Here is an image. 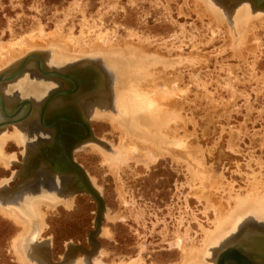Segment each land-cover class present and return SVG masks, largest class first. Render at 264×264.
Here are the masks:
<instances>
[{"label": "rangeland", "instance_id": "rangeland-1", "mask_svg": "<svg viewBox=\"0 0 264 264\" xmlns=\"http://www.w3.org/2000/svg\"><path fill=\"white\" fill-rule=\"evenodd\" d=\"M214 2L227 10H233L245 0L240 3H230L228 0ZM201 10L203 8L197 0H0V54L3 55H0V61L4 56L11 55L8 52H16L17 55L12 53L13 61L8 62L10 64H6L7 67H3L0 73L14 67L31 53L40 54L45 68L50 71L63 73L89 66L101 75L98 65L105 70L106 66L98 58L86 57L58 66L53 63L50 65L52 53L49 50L34 49L21 57L19 55L22 49L27 48L25 44L34 39H38V42L41 41L45 48L49 49L50 46L55 47L53 45L58 37L60 40L69 41L68 44L70 43L72 48L77 47L74 55L98 44L102 52H112L113 56L114 52L121 50V56L128 58L127 60L132 57L129 59L126 51L135 49L141 50L142 55L150 62L154 60L156 63L155 59H160L168 64L166 66L162 62L158 67H150L155 74L147 79H158L156 82L151 80L152 84L156 83L153 87L155 89L144 79L149 86L146 81L144 85H147V90L150 87L149 92L152 91L153 94L159 90L157 92L162 96L160 90L164 91L168 87L166 92L171 91L173 95L166 93L167 95L162 97H171L169 106L180 116L179 120L176 119L177 127L172 124L174 132L169 135L171 139L168 136L167 142H160L161 150L157 146L156 151L154 149V153H151L153 159L157 158L153 164L148 165L140 161L142 155L140 157V154H137L138 158L122 163L119 170L113 173L103 165L100 156L90 150V146L86 145L84 149L80 145L73 151L74 161L86 172L92 186L101 196L104 213L94 239L97 255H93L88 262L82 253L77 252L74 258L65 264H120L138 258L144 264H180V247L190 248L194 243L193 246L199 249L203 246L202 229L212 231L211 223L216 217L213 210L207 207L212 206L213 201L217 204H214L216 207L220 205L224 212L229 214L228 210L234 208L233 202H230L231 196L242 198L247 195L245 192L255 189L250 185H264V22L254 21L251 29L252 40L247 42V49L237 47L233 52L230 50L232 41L226 25L211 19L209 14ZM55 32L60 36L57 37ZM107 43L110 46H107ZM172 63L179 65L174 67ZM169 64L175 70L171 67L169 69ZM28 67L30 68L16 81L1 87L7 109L13 100L29 99L36 104L42 96L30 92L43 87L46 93L55 87L56 83L40 77L35 66L29 64ZM104 72L105 77L101 75L103 85L97 88V95L91 96L93 99L88 101L89 106L99 105V100L105 96L115 102L111 89L114 80L109 71ZM85 117L94 139L102 141L106 148L115 150L121 142L120 131L115 132L105 120L87 115ZM35 126L32 124L25 129L29 138H26L25 133L22 134L25 144L8 139L2 148L6 155L14 157V161L7 169L0 166V186L7 185L16 195L19 192L14 200L12 199V202L16 203H11L12 208L16 210L18 207L24 210V204L34 199L37 201L40 199L36 198L37 196L46 195L43 192L45 177L40 176L42 182L38 183L37 178L39 180L38 176L42 174L38 173L36 176L34 172L37 170H34L31 176L22 175L24 183H29V186L24 185L22 189L18 187L23 183L16 178V174L21 170L20 166L24 164L26 139L34 140L33 135L29 133L47 131L40 125L39 130H33ZM14 128L21 130L23 126L8 125L3 131L11 136L14 134ZM172 136L177 142L173 141ZM141 139L145 143L147 137ZM28 143L31 144V141ZM139 145L137 142V148L141 150L138 149V152L147 156L148 145L142 144V149ZM204 170L207 172H203ZM202 175L207 176L206 179L203 180ZM252 177L255 179L252 180ZM199 182H204L203 186L200 187ZM210 182L213 187L209 185ZM204 186L208 187L209 193L204 192L207 190ZM2 189L0 187L1 201L9 208L6 203L11 202V193L4 194ZM257 190L259 191V188ZM203 192L208 196L205 199L210 201L212 199L209 198H214L209 206L204 203L206 201L202 197ZM61 194L66 201L71 202L68 209L59 204L50 206L47 210V206L41 204L42 221L37 220L35 216L31 218L30 223L33 225L28 235L30 238H27V252L32 259L38 257L41 264H47L46 261H50V264L60 263L69 244L84 250L90 249L89 235L95 230L96 202L88 194ZM31 198L33 200L28 201ZM34 204L36 206L35 202ZM204 207L206 213H203ZM225 213L222 214L228 216ZM6 218L0 214V264H20L21 255L16 254L13 240L24 230ZM249 221H254L250 224L253 228L257 225H260V229L264 227L257 224L264 221L256 216L242 220L236 232ZM256 232L263 231L257 229ZM228 239L223 240L220 246L212 248L210 254L214 256L216 251L223 250ZM34 241L40 245H31ZM180 242L184 243V246ZM178 245L180 246L177 247ZM28 253L23 251L24 258ZM46 255L49 259L45 258Z\"/></svg>", "mask_w": 264, "mask_h": 264}, {"label": "bare ground", "instance_id": "bare-ground-1", "mask_svg": "<svg viewBox=\"0 0 264 264\" xmlns=\"http://www.w3.org/2000/svg\"><path fill=\"white\" fill-rule=\"evenodd\" d=\"M197 1L199 2L201 8H203V10H201L203 13L205 12L206 14H209V17L211 19L213 18L218 23L226 25L225 27L227 29L228 36L230 38V41H232V43L230 42V44H231L230 48L231 49L230 48L229 49L232 50L233 52L238 49L237 47H241V48L247 49L246 48L247 44H248L247 42H250V40H252L251 29L253 28L252 25H253L254 21L264 22V10L259 9L260 11H253L252 8H254L255 10H258V9H256L254 7V5L249 0H245L244 3L239 4V6H237L233 10L225 9L224 7H222V6L218 5L217 3H215L214 0H197ZM241 1L242 0H238V1H235V3H240ZM248 2L251 4V6H250V4ZM192 4H193V1H192ZM195 6H197V5H195ZM206 14H204V15H206ZM217 22H216V24H217ZM210 24H211V21H210ZM220 26L222 27V25H220ZM55 34H57V33L55 32ZM56 36L58 37L60 35L57 34ZM228 36H227V38H228ZM58 38L59 39L55 41L56 42L55 45H53L55 47H51V46L49 47L48 46L49 49L45 48L46 46L41 41L38 42L37 41L38 39H34V41H30L31 39L28 38V40L30 42H28V44H25V45H27L26 46L27 48L22 49V52L19 55L21 57V55L23 56V55H25V53H29L30 50L34 51V49L35 50H37V49L38 50H49L52 53L51 61H49L50 65L52 63L55 64V65H58V64L68 63V62H71L73 60H77L78 61V59H84L86 57H88V58L89 57L98 58L107 67V68L105 67V70L107 72L109 71V73L111 74L110 76L114 80L113 85L111 86V89L114 92V97H115L114 101L115 102H113L108 96H105V97H102L99 100L100 101L99 105H96V106H94V105L93 106H89L88 105L86 108H87L88 116L96 117V119L105 120L106 123H108L110 125V127L113 130H115V132L116 131H118V132L120 131L121 142L118 144V147L115 148V150L113 148H112L113 150L109 149V148H106V145L104 143H102V141H100V140H99L100 142H98L96 140L90 141L91 139L85 140L81 144L82 145L81 147H84L86 145L88 147L90 146V150H92L94 152V154L97 153L98 156H100V158L102 159L103 165L106 166L110 171H113V173H116L117 170H119V167L122 165V163H125L127 161L129 162L130 160L138 158V157H136L137 154H140V157L142 155V157L139 158L140 161H143L144 163H146L148 165H149V163L154 162L155 159H157V158L154 157V159H153L151 153H154V149L156 151V149L158 147L161 150L162 144L160 142H162V141L163 142L164 141L167 142V137L170 134L172 135V132H174L172 127L175 125V123L179 120L178 118L180 117L176 113V111L174 112L169 106V104L172 101L171 97L170 98H165V97L163 98L162 97L164 95L166 96L167 95L166 93H168V94L171 93V91L166 92L168 87L165 88L164 91L160 87V89H162V91L160 90V92H162L161 94H163L162 96L160 95V93H158L159 90H156V91L153 90L154 94L152 93V91L149 92V89H151L150 88L151 85H152V88L155 87V85H156V83H155L156 81L155 80H158V79H155V80L151 79V80L155 81L154 82L155 85L152 84L153 81H151V80L148 81V79H149L148 77H153L154 74H155L150 67H152L154 65H156V67H158L157 66L158 64H161L163 62V65H164L166 62L161 61L160 59H155L157 61L156 63H155L154 60H152L150 62L148 58H145V55H142L143 52L141 50L137 51L135 49L126 51L128 53L127 57L129 56V59H130V57H132L131 60H127L128 59L127 57H126L127 59H125L123 56H121V54H122V52H120L121 50L118 51V52H114L115 56H113L112 52H102L100 50V47H99L98 44L93 45L91 48H88L89 46L86 47L87 46L86 45L85 48H88V49L82 50V51H80V54H75L74 55V53H75L74 50L77 49L76 44H75V47H76V49H75V48H72L70 43L68 44L69 41L67 42L66 40H64L65 41L64 42L63 40H60L61 39L60 37H58ZM64 38H66V37H64ZM26 39L27 38H25V41H26ZM48 39H50V38H48ZM59 40L62 41V42L60 43ZM95 42H96V40H95ZM108 45L109 44L107 43V46ZM10 48H11V46H10ZM18 48H20V47H18ZM115 50L117 51V47L115 48ZM1 53H3V52H1ZM12 53L8 52V54H11V55L10 56L9 55L8 56H4L1 59V61H0V72L4 69L3 67H5V68L7 67L5 65L8 64V62H10L12 60L14 55H16L15 54L16 52L13 53L14 55ZM31 54L40 55L38 53H31ZM232 54H234V53H232ZM0 55H2V54H0ZM123 55H125V54H123ZM2 56H0V57H2ZM28 56H26V57H28ZM139 56H144V57H139ZM26 57H24L23 59H25ZM117 58H120V59L117 60ZM178 58L180 59V57H178ZM16 59H17V57H16ZM165 61H166V59H165ZM189 62H191V61H189ZM29 64H31L32 67H33L34 62L32 60L29 61V63L27 64V67H28ZM179 64H182V62L181 63L179 62ZM179 64H174L173 65V63H172V66L175 67V65L178 66ZM165 65L168 66V64H165ZM15 66L16 65H14V67ZM172 66H170V64H169V69L171 67V69L173 68V70H175L174 67H172ZM96 67H98V66H96ZM11 68H13V67H11ZM178 68H180V66ZM162 69L164 70V68H162ZM99 70L101 71V75L105 77V73L106 72H104L105 70L100 65H99ZM25 71H27V70H24V72L21 73L18 78H20L25 73ZM169 72H171V71H169ZM0 74H2V73H0ZM167 74H168V72H167ZM174 77H175V75H174ZM144 79H146L148 82L151 83L150 87L148 88V90H147V87H146L147 85H144L145 84L144 82L146 81ZM16 80H14V81H16ZM14 81L9 82V84L13 83ZM46 81H52L53 83H55V81L52 80V79H47ZM157 83H159V82L157 81ZM176 83L177 82H175V84ZM2 86H3V84L0 85V93H1V96H2L3 100L5 101V98L3 97V94H2V91H1V87ZM39 86H41V85H39ZM148 86H149V83H148ZM159 86H160V84H159ZM162 86H164V85H162ZM176 88H177V86H176ZM153 89H155V88H153ZM43 90L44 89L42 87V89L39 88L38 90L30 92V93L31 94L38 93L40 95V94H43V92H44ZM156 92L158 93L159 96L155 95ZM171 94H169V95H171ZM176 95H178V94H176ZM176 95L174 96L175 98L177 97ZM178 96H180V95H178ZM59 99H60L59 97L52 99L53 107H54V104H56V102H64V100H59ZM52 102H50V103H52ZM84 102H85V100H84ZM84 102H83V104H84ZM175 103H176V101H175ZM173 104H174V102H173ZM38 109H39L38 106L36 107V110H35V106H33V109H32V111L29 114L30 116H27L24 122H22L20 124H13L11 126H19V127H21L22 124L26 123L27 120L31 116L32 117L34 116L33 115L34 111H35V114L37 115V112H38L37 110ZM82 112H83V110H82ZM35 119L33 121H35ZM176 119H178V120H176ZM0 120H1V118H0ZM172 124H174V125L172 126ZM175 127H177V126L175 125ZM178 127H180V126H178ZM5 128L6 127L0 128V166L7 169L13 163L14 157L10 156V155H6V153L3 152V150H2V148L4 147L3 145L6 143V141L8 139H11V141L14 140V141L18 142L19 144H25V141H24V135H22L23 134L22 130H20L18 128H16V129L14 128L15 129L14 130V134H12L10 136V135L7 134L6 131H3V130H5ZM178 130H176V131L178 132ZM50 131H52V130H49L48 132L50 133ZM141 133L144 136L143 135L141 136ZM175 135H177L176 132H175ZM144 137H147V139H146L147 142L144 141L146 144L143 143V139H141V138H144ZM175 138H176V136H175ZM170 139H171V137H170ZM124 140H126L125 143H124ZM122 141H123V143H122ZM173 141L177 142L176 140H174V137H173ZM137 142L140 144L139 147L142 146V144H144V146L148 145V148H147L148 154H147V156H144L143 154L138 152L139 148H137ZM169 144H171V143H169ZM155 147H157V148H155ZM85 148L86 147H84V149ZM27 149H28V145H26V150ZM76 149H77V147H76ZM92 151H90V152H92ZM119 152H121V153H119ZM164 152H162V153H164ZM162 156L163 155H161V157ZM25 157H26V155H25ZM205 171L206 170H204L203 172H205ZM206 175H208V173ZM196 177H197V175H196ZM201 177L204 180V178L207 177V176H205V175L203 176L202 175ZM253 177H254V175H253ZM253 177L251 178L252 180L255 179ZM255 177H256V175H255ZM51 179H52L51 180V185L49 187L47 185H46L47 187H44V191L43 192L46 195L37 196L36 198H40L37 201H36V199L33 200V198L28 200V201H31V200H33V201H31L30 203L24 204L23 205L24 206L23 207L24 210H22V208H19V207L17 208L18 211L16 209H13L12 208L13 206H12L11 203H16V202H14V201L12 202V200H11V202L6 203L7 205H9V208H8V206L3 205L2 201H1V198H0V214L3 215L4 217H7V218L11 219L15 223L16 226L18 225V226H20V228L22 227L23 230H24V232L20 236L18 235L19 237H16L13 240V244H14L13 247H14V249L16 251V254H18V255L20 254L21 257H22V259L20 257V260H21L20 264H41L40 263L41 260L38 257H37V259L36 258L32 259V258H30L31 257L30 254L27 252L28 251L27 246H29V243L27 242L28 241L27 238L29 237L28 235L31 233V225H33L30 222L32 221L34 216L36 217L37 220L38 219H40V220L43 219V215H42V213L40 211L41 204H44L45 207L47 206L46 209L48 207H50V206L51 207L58 206L59 204L60 205L63 204L67 209L71 206V202L66 201V199L63 198V195L61 194V192H59L60 191L59 187H58L59 176L53 174V177H51ZM197 179H198V177H197ZM255 181L256 180H254V182ZM211 182L209 183V185L211 184ZM199 183H200V187L203 186V184H204V182L203 183L199 182ZM250 184H252V183H250ZM1 185H2V183H1ZM6 186H4V187L0 186V187L4 189V188H6ZM231 186H230V188H231ZM250 186H252V187L254 186L255 189L248 188V189H250L252 191L248 190L249 191V192L247 191L248 193L245 192V194H247V195H244V197H242V198H239L238 196L233 197L234 195L231 196L230 194H228V195L231 196L230 197V199H231L230 202H233V205H234V208L232 207L231 209L228 206V208L230 209V210H228V212H230L229 214L225 213L224 210L222 209V207H220V205H219V207L221 209L219 207L215 206L217 204H215V201H213L214 198H209V199H212L210 201L208 199H205V198L208 197V196H206V193H209V190L207 189L208 187L204 186V188L208 190V191L207 190L204 191V188L202 187V190L204 192H206L205 194H204V192L202 193V197H204V199L206 201L204 203H207L208 206H209L210 202H212V201L214 202L213 204L211 203L212 206L207 207V208H211V210H213L216 219H215V221H213L211 223V226L213 227L212 231H207V230L202 229V232H203L204 236L202 238L203 246L201 248L196 249L193 246L194 243H193V245L191 243H189V244H191V247L189 246L190 248H188V247L187 248L180 247L181 248L180 249L181 250V252H180L181 253V259H182V262H180V264H216L218 255L220 254V252H222V250L216 251L214 253V256H213V255L210 254L212 248H216V247L220 246L223 243V240L228 239V238H229L228 242L224 245V248L228 247V246H231V244H235V238H238L239 234L242 233V230H241L242 228L236 232V229H237L239 223L242 220L253 218V217L257 216V218H259L262 221H264V185L259 183V184H256V186H257L256 187L255 183H254V185H250ZM211 187H213L212 184H211ZM211 187L209 186V188H211ZM258 188H259V191L257 190ZM202 190H199V192L200 191L202 192ZM68 195L74 196L73 194H68ZM202 197H201V199H202ZM199 198H200V196H199ZM27 199H29V198H27ZM219 199L220 198H218V200ZM220 201H221V199H220ZM225 201H227V198H226ZM34 202L36 203V206H35ZM228 202H229V200H228ZM222 203L226 204L224 202H222ZM224 206H227V205H224ZM218 208H219V210H218ZM206 212H205V207H204V212L203 213H206ZM222 213H225L226 215L228 214V216H225ZM41 221L39 223H41ZM186 231H187V229H186ZM235 232H236V234L238 236L235 235V237H231ZM185 234H187V233H185ZM182 237H181V239H183V238L185 239V235H184L183 238ZM178 239H180V238H178ZM188 242H190V240ZM180 243H178V244H180ZM201 243H202V241H201ZM33 244H36V245L39 244L40 245V243H36V241L32 242L31 245H33ZM23 245H24V247H23L24 249L22 248ZM180 245H178L177 247H179ZM185 245H186V243H185ZM200 245H202V244H200ZM182 246H184V243L182 244ZM22 249H23L24 252L28 253V254L25 255L26 258H24V256H23L24 254L22 255V253H23ZM101 257H102V255L99 256V258H101ZM45 258H46V256H45ZM97 258H98V256H97ZM85 259L89 260L86 257H85ZM34 261H36V263ZM179 261H181V260H179ZM18 262H19V260H18ZM30 262H32V263H30ZM88 262H90V260ZM97 262H98V260H97ZM46 263L49 264L47 261H46ZM98 264H99V262H98ZM120 264H144V263H143V261H141V259L138 258V259H134V260L130 261L129 263L128 262L127 263L126 262H122V263L120 262Z\"/></svg>", "mask_w": 264, "mask_h": 264}, {"label": "water", "instance_id": "water-1", "mask_svg": "<svg viewBox=\"0 0 264 264\" xmlns=\"http://www.w3.org/2000/svg\"><path fill=\"white\" fill-rule=\"evenodd\" d=\"M235 1L238 0H230L229 2L232 3ZM249 1L254 5L256 9L264 10V0ZM31 60L35 63L33 66H35V70L39 75H41V77H43L44 79H52L54 81L62 82L64 84H67L69 82L73 85V88L69 91H56L52 93L39 108L40 111L39 109L37 110V115H39V124L43 129H46L47 131L52 130V143H54V145L59 148V154L55 156L54 160H47L45 157H41L39 155L36 156V158L31 159L33 154H31V151L28 152L23 161L24 165L20 166L21 170L16 174V178L20 180V183H23L21 184L22 186L20 185L18 188L22 189L24 185H29L28 182L24 183L25 179H23L22 175L26 174L31 176L34 169L36 171V167H38V170H41L43 172L42 174L47 175L51 173L59 176L58 187L61 193L66 192L67 194L73 195H90L97 205L95 230L89 235L90 249L84 250L83 248L69 244L66 246L63 260L57 264H65L70 259H73L77 252L82 253L84 257L90 260V258H92L93 255H96L97 253V245L94 242V239L97 232L99 231V225L104 213V204L98 191H96V189L92 186L90 180L88 179L86 172L79 164L74 161L72 153L76 149V147L80 146L87 139L96 140L98 142L100 141L94 139L90 127L85 120H81L80 123L74 122V125H70L69 123L65 122L68 119L65 116H61L53 119L49 123L44 122L45 111L52 99H54L55 97L69 96L80 87L79 85H82L81 87L85 89L89 88L86 87L84 78L86 77V74H91L90 69L86 68L84 72L85 74L77 75L78 79H80V84H77V82L74 81V76H67L64 73L58 71L47 70L40 56L37 54H31L20 61L15 67L2 72V74H0V85H6L7 83L16 80L20 76V74L24 72V70L30 68L27 67V64ZM12 102L13 103L11 105H8L9 109H7L5 101L3 100L0 93V128L7 127L8 125L20 124L25 121L27 116H30L29 114L33 109V105L30 101L13 100ZM25 106L27 107V111L23 113L22 110L23 108H25ZM79 127L83 129L82 135H79L77 133ZM67 136L71 138L69 139L70 144L68 147H64V143L66 142L65 138ZM34 173L36 174V172ZM70 176L73 177L72 180L70 179ZM3 191L4 194L11 193L9 196V200H14V198L19 194V192H17V195L13 194L11 190L7 188V186L3 189ZM241 247V242H237L235 244H231V246L225 247L218 255L216 264H250L248 262V259L241 256L237 252V248ZM46 258L49 259L47 255ZM48 263L50 264V261H48Z\"/></svg>", "mask_w": 264, "mask_h": 264}, {"label": "flooded vegetation", "instance_id": "flooded-vegetation-1", "mask_svg": "<svg viewBox=\"0 0 264 264\" xmlns=\"http://www.w3.org/2000/svg\"><path fill=\"white\" fill-rule=\"evenodd\" d=\"M89 68L90 69V73L91 74H86L85 79V85L86 87H89L88 89H85L83 87H81L82 85H79L80 87L72 94H70L69 96H64V97H59V100H64V102H56V104H54L53 107V102L51 100L52 103H50L45 111V116H44V122L45 123H49L51 122L53 119L57 118V117H66L68 120L65 121L66 123H69L70 125H74V122L76 123H80L81 120H85L86 121V117L85 114L88 117L87 114V104L88 101L93 99L91 98V96L97 95V88L99 89V86L103 85V78L102 76L96 72L95 69H93L92 67L89 66H85L82 69H72L70 71L67 72H63L65 75L67 76H74V81L77 82V84H80V79H78L77 75L79 74H85V69ZM41 77V76H40ZM44 79V78H43ZM47 80V79H45ZM102 81V83H101ZM56 85L55 87H53L51 90H48L45 94L39 95V97H41L39 100H37V105L34 104L33 101H30L29 99H25L26 101H30L32 102V105L35 106V110L36 107L38 106V108H40L42 106V104L46 101V99L54 92L56 91H69L73 88V85L71 83H59L58 81H55ZM68 87V88H67ZM58 98V97H55ZM22 100V99H21ZM85 100V102H84ZM84 102V104H83ZM83 110V112H82ZM23 113L27 111V107L23 108ZM40 111V109H39ZM40 114V112H39ZM33 117L31 116L26 123L22 124L23 128L21 129L23 131V133H25V129L26 127L35 124V129L33 130H39V115H37L38 117L36 118V114L35 111L33 112ZM36 118V119H35ZM35 119V121H33ZM29 121V122H28ZM87 122V121H86ZM39 124V125H38ZM38 125V126H37ZM41 126V125H40ZM32 128H34V126H32ZM41 129V128H40ZM83 132L82 128L79 127V131H77V133L79 135H81ZM52 131H50V133L48 131H44L41 130L40 131H33L30 132L29 135H33L32 137H34V140H28L27 141V145H28V149L26 150L25 148V152H24V158L25 155H27L28 152H32L31 154L33 158H36V156H41V157H45L47 160H54L55 156L57 154H59V148L56 147L54 145V143H52ZM26 138H29V136L27 134H25ZM66 142L64 143V147H68L70 142L69 139H71L69 136H67L66 138ZM28 141H31V144L28 143ZM39 141L38 143H34V142ZM30 144V145H29ZM53 144V145H52ZM31 147V148H29ZM23 158V159H24ZM24 165V164H22ZM48 167V166H47ZM35 170V169H34ZM36 176L38 173H43L41 170H38V167H36ZM39 175V174H38ZM42 177L43 176L45 179L43 182L44 187H49L51 185V177H53V174H47L46 176L44 174L39 175L38 177ZM37 181L38 183L41 181L42 179ZM71 180L73 179L72 176H70ZM47 185V186H46ZM27 186V185H25ZM29 186V185H28ZM61 192V191H60ZM65 195L67 194L66 192L64 193ZM68 195V194H67ZM254 221H249L246 222L244 225L241 226V228H239V230H242V233L239 234L238 238H235V242H241L243 247L241 248H237V252L245 257L246 259H248V262L250 264H264V227L263 228H259L260 225L255 226V228L252 227V225H250L251 223H253ZM256 223V222H255ZM257 224H261L264 225V223H260L257 222ZM244 227V228H243ZM259 231H263V232H256V230ZM263 229V230H262ZM235 235H233V237H235ZM234 241V240H233ZM243 241V242H242ZM245 242V243H244ZM247 242V243H246ZM244 249V250H243ZM248 251V252H246Z\"/></svg>", "mask_w": 264, "mask_h": 264}]
</instances>
